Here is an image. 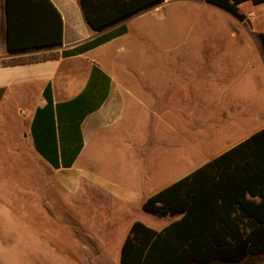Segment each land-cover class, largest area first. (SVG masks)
Instances as JSON below:
<instances>
[{
    "label": "crops",
    "instance_id": "1",
    "mask_svg": "<svg viewBox=\"0 0 264 264\" xmlns=\"http://www.w3.org/2000/svg\"><path fill=\"white\" fill-rule=\"evenodd\" d=\"M52 2L61 12L64 23L63 45L53 51L61 53L63 50L75 48L100 35L117 32L122 28L125 33L83 54L28 64L2 65L3 60H10L21 55H12L7 50L6 0H0V151L7 152L9 157L7 158L8 163L0 164V170H6L7 175L11 176L6 180L11 181L14 173L19 171L14 167L13 161L23 159L24 162L30 163L31 169L33 168L40 175V181L31 187H25V189L20 186L17 190H24L25 193H28L29 198L24 205V208H28L30 202L37 197L38 201H42L43 190L46 189L49 194L51 210L57 221H49L45 217H36V219L51 225V227L54 226V223H58L59 218V223H73L76 226L75 231L81 233L84 223L96 209L105 207L111 210L110 214L116 222L126 224L119 229V233L117 232V240L120 243L116 247L120 259L122 245L133 223L141 220L139 211L131 208L133 203L138 202L142 205L149 197L264 128L262 125L247 136L233 138L230 144H226L208 156L206 152L212 149V143L215 141L205 146L199 139L197 140L195 135L199 134L198 128L191 123L189 118L191 116L189 113L196 112L197 106L193 103L188 104L187 101L185 106H181L180 103L173 106L169 101L170 98H166L168 102L165 99L166 103L162 104V99L159 101L158 98L152 97L157 92L155 87L151 86L150 89L149 85L145 87V83H142L143 90H139L136 88L140 85L138 74L132 70L129 71L128 67L125 68L122 59L133 53L132 46L137 43L139 45L135 51L136 55H140V52L143 51L149 61L147 53L149 51L153 53V50H149L148 45L153 38L149 37L148 23L145 21L151 14L165 12L170 8L188 9L190 7L200 12L208 10L215 13L224 12L235 18L237 22L228 29L226 35H220L219 32L214 34L217 43L213 42L210 47L216 49L214 56L216 60H212L211 63H239L240 60L235 58L244 54L250 59L252 53L249 48V39L245 40L241 33L244 28H249V34L257 32V26L253 25L252 27L250 23L258 21L262 24L264 4L258 6L253 4L254 7L245 13L241 11V8L249 2L241 4L239 6L240 13L244 14L246 18L239 20L227 11L208 3L207 0H164L162 4L99 33L88 24L79 0H52ZM3 17H5V27H2ZM257 33L261 41L260 34L264 33V29ZM222 40H224L223 43H221ZM244 47L247 49L243 52L241 49ZM105 49L111 50L110 59L104 58L103 51ZM42 52L48 51L30 54ZM225 54L227 55L226 59L220 61L219 58L224 57ZM151 60H153V55ZM96 68L99 71H95ZM134 80H139V82H134ZM233 82L230 86L235 84ZM49 85L55 105L66 104L77 98L81 100L78 112L84 118L80 123V142L70 141L71 144L68 143L69 146H65L69 153L80 147L78 155L70 167L55 168L36 149L32 125L37 110L47 105L44 91ZM156 86L161 90L160 94L167 97L172 83L169 78L165 83H157ZM181 87L185 90L184 85ZM147 93H151V95H147ZM64 117L63 126L65 128L69 124L66 122L69 115L62 109L61 118L64 119ZM14 121L20 123L21 126H14ZM176 122L183 126L179 127ZM234 122L232 121L230 126ZM183 127L184 133L179 130ZM199 128L201 127L199 126ZM13 129H20L18 142L4 148L3 141L12 137ZM187 132L192 135L190 138L186 137ZM57 133L59 136L60 133ZM171 133L177 134L179 136L177 139L183 138V142L177 141L179 145L175 146V150L184 151L185 156L190 155L189 159L193 161L200 160V164L191 167L188 171H181V168L175 169L173 172L159 171L156 174L157 179L153 178L155 175L151 169H148L146 175H142L139 170V152L142 153V157L146 158L149 155H155L162 149L173 150L172 145L176 143L172 141L174 139L171 137ZM65 137L68 136L65 134ZM193 137L200 142V145ZM210 139V137L206 138L208 141ZM58 143V150L61 152L60 139ZM213 144L218 143L216 141ZM59 158L61 159L62 156ZM65 158H69L68 155ZM22 171H24L22 172L23 176L26 175V178L29 179V172ZM11 172L12 174H9ZM173 176L179 177L170 180ZM60 189L72 198V204H68L63 199V195L58 192ZM142 191L147 194L144 193L142 196ZM62 207L71 210L76 207V210L72 213L69 212L70 210H61ZM151 221L157 223L156 220ZM173 221L164 224L161 222L162 227L156 228L141 220L147 226L158 231ZM54 233L56 234L55 231ZM54 233L50 234L51 238H58ZM65 239L69 241L70 246L76 247L69 238ZM251 256H258L259 262L255 261V264H264V254L250 255L249 257Z\"/></svg>",
    "mask_w": 264,
    "mask_h": 264
},
{
    "label": "rangeland",
    "instance_id": "2",
    "mask_svg": "<svg viewBox=\"0 0 264 264\" xmlns=\"http://www.w3.org/2000/svg\"><path fill=\"white\" fill-rule=\"evenodd\" d=\"M253 7L254 5L249 2L242 6L241 11L245 13ZM1 22L2 27H5V17ZM145 23H148L149 37L153 38L148 45L149 50H153V53L151 51L147 53L149 61L143 51L136 55L135 51L139 44L134 43L133 53L124 57L122 63L129 71L138 74L140 82L139 80L134 82H139L140 85L136 88L143 90L142 83H145V87L149 85L150 89L154 86L157 92L152 97L158 98L159 101L162 99V104L166 103V98H170L173 106H177L176 103L185 106L186 101L197 106L196 112L189 113L191 123L198 128L199 134L195 135L197 140L199 139L205 146L213 141L218 143L213 142L212 149L208 150L206 155H212L226 144H230L233 138L247 136L264 125V48L257 33L264 29V20L262 24L258 21L250 23L252 27L257 26L256 33L249 34V28H244L241 34L245 40L249 39L252 54L250 59L245 54L239 55L240 57L235 59L240 62L233 64L211 63L212 60H216L214 57L216 49L210 47L213 42L217 43L214 34L219 32L220 35H226L228 29L237 23L235 18L227 13L209 10L200 12L191 7L170 8L165 12L151 14ZM223 42L224 40L221 43ZM112 49L114 50V47ZM246 49L244 47L241 51L244 52ZM110 55V49L103 51L106 60L110 59ZM223 56L219 58L220 61L227 57L226 54ZM169 78L172 87L169 90L170 95L168 92L166 97L160 94L161 90L156 84L165 83ZM232 82L235 84L230 86ZM183 85L185 90L181 87ZM166 101L168 102L167 99ZM231 120L235 121L234 127L230 126ZM176 123L179 127L182 125ZM14 126L21 125L14 121ZM19 130H12V137L3 141L4 148L18 142ZM179 130L182 133L185 131L184 127ZM191 136L187 132L186 137ZM171 137L176 143L172 145L173 150L162 149L146 158L139 152V170L142 175H146L148 169H151L155 175L153 178L157 179L156 174L159 171L173 172L180 168L181 171H188L200 164V160L193 161L189 159L190 155L185 156L184 151L175 150V146L179 145L177 141L183 142V138L177 139L179 136L173 133ZM208 137L211 138L209 141L206 140ZM196 138L193 137L195 140ZM200 142L197 144L200 145ZM7 155V152L0 151V164L8 163ZM13 165L19 171L14 173L11 181L6 180L7 177H11L7 175V171L0 170V264H121L116 247L120 243L117 240V232L119 233V229L126 224L116 222L110 214L111 210L105 207L96 209L84 223L81 233L75 231L76 226L73 223H59V218L53 227L44 224L36 217L57 221L51 210L46 189L43 190L42 201H38L37 197L30 202L28 208H24L29 198L28 193L17 190L20 186L25 189L27 186L37 184L40 175L23 159L13 161ZM22 170L29 172V179L26 175L23 176ZM178 177L173 176L170 180ZM58 192L68 204H72V198L61 189ZM144 193L147 194L142 191V196ZM132 207L139 211L142 221L156 228L176 219H164L149 214L142 210V205L138 202L133 203ZM62 209L74 213L76 207L72 210L65 207ZM151 220H156L159 224ZM51 233L58 238H51ZM65 238H69L76 247L70 246ZM255 261L259 262L258 256H251L240 263L216 261L212 264H255Z\"/></svg>",
    "mask_w": 264,
    "mask_h": 264
},
{
    "label": "trees",
    "instance_id": "3",
    "mask_svg": "<svg viewBox=\"0 0 264 264\" xmlns=\"http://www.w3.org/2000/svg\"><path fill=\"white\" fill-rule=\"evenodd\" d=\"M163 2L79 0L88 24L99 33ZM207 2L239 20L246 18L240 13L241 4H264V0ZM63 30L62 14L52 0H6L7 50L21 56L3 60L2 65L83 54L125 33L122 28L61 53L53 51L63 45ZM260 39L264 46V33ZM40 51L48 52L30 54ZM44 96L47 105L37 110L32 125L36 149L55 168L70 167L80 147L69 153L65 146L70 141L80 142V123L84 118L78 112L81 100L55 105L50 85ZM62 109L69 115L65 128ZM67 155L69 158H65ZM142 209L158 217L177 219L160 231L141 221L134 222L121 248V264L239 263L250 255L264 254V128L149 197Z\"/></svg>",
    "mask_w": 264,
    "mask_h": 264
}]
</instances>
